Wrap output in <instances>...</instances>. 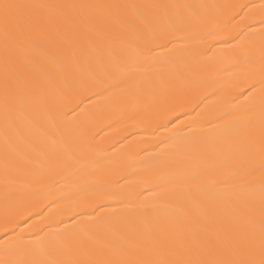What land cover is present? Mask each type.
<instances>
[{"label": "bare ground", "instance_id": "1", "mask_svg": "<svg viewBox=\"0 0 264 264\" xmlns=\"http://www.w3.org/2000/svg\"><path fill=\"white\" fill-rule=\"evenodd\" d=\"M14 2L251 7L262 0ZM142 11L143 16L132 9H117L112 15L85 10L86 23L76 20L69 24L57 13L41 10L42 17L53 19H41L37 27L9 41L10 70L33 89V96L6 126L0 92V239L7 238L3 219L6 164L13 181L11 196L23 209L21 219L28 224L39 222L35 213L43 209L45 222L49 217L63 221L53 223L56 229L74 222L90 224L82 240L93 258L104 259L118 246L146 244L157 233L173 239L177 234L200 231L211 238L232 236L243 228L246 209L242 205H213L203 197L161 199L155 195L160 189L153 186L152 179L160 173L181 176L196 169H216L213 160L186 145L194 133L201 137L213 127L208 121L221 112L235 111L259 129L261 94L257 90L249 99L245 97L249 84L260 79L262 13L210 7L197 37L190 39L184 31L171 33L173 46L166 40L146 43L153 40L149 25L159 32L168 23ZM237 11L239 15L233 19ZM69 40L76 41L79 54V64L71 70ZM149 48L153 50L148 52ZM141 52L152 59H144ZM4 71V35L0 32V81ZM69 74L71 88L65 84ZM138 81L151 83L161 97L159 108L145 109L150 100L134 91ZM173 95L179 103L174 114H169L164 108ZM242 105L248 109L240 108ZM84 139L91 147L80 146L72 158H65L62 146L70 142L80 145ZM158 157L167 163L153 172L151 164ZM256 167L258 172V151ZM247 179V199L254 203L259 220L260 181L258 175ZM21 229L26 239L35 238L25 223L15 230Z\"/></svg>", "mask_w": 264, "mask_h": 264}, {"label": "snow or ice", "instance_id": "2", "mask_svg": "<svg viewBox=\"0 0 264 264\" xmlns=\"http://www.w3.org/2000/svg\"><path fill=\"white\" fill-rule=\"evenodd\" d=\"M243 9L249 12L259 10L262 15L260 23L264 24V0L257 6L252 5H180V4H36L21 3L14 0H0V32L4 35L5 71L0 81V92L3 96L4 119L6 126L10 125L13 115L33 96V89L25 86L10 70L8 57L10 55L9 41L20 34L35 28L41 19L51 21L53 17H42L41 10L55 12L65 22L71 24L79 20L86 23L88 17L85 10H101L104 15H112L119 10L132 9L140 16L142 10L148 11L156 21L164 19L168 23L166 29L156 32L151 25L149 31L153 33L154 43L169 39L171 33L184 31L188 38L195 39L198 30L204 27L205 17L209 8ZM239 15V12H235ZM248 13H245L247 16ZM230 22V21H229ZM212 35L211 31L206 33ZM264 36V28L261 29ZM69 48V69L79 64V54L75 50V40L67 41ZM159 46V45H158ZM166 46V44L164 45ZM153 49L149 48L148 52ZM146 60L152 59L147 52H141ZM70 74L65 77V84L71 88ZM259 86V87H258ZM134 91L149 97L150 103L145 105L146 110L160 107V95L156 93L150 82L138 81L133 86ZM249 94L245 99L252 97L258 90L261 94L260 127L257 130L251 125L247 117L235 111H224L208 121L213 127L207 129L203 136L193 134L186 147L191 151L202 152L213 160L217 167L212 170H193L181 176L175 172L154 175L152 184L160 189L155 193L164 198H200L207 199L213 205L246 209V221L243 228L232 236L209 237L203 232L177 234L173 239H165L158 233L154 234L146 244H129L126 247L118 246L108 253L104 259H97L86 253L82 234L90 224L74 222L71 226L56 229L53 223L45 222V216L40 212L39 222L28 224L22 220L21 209L11 196L13 181L8 175V166L5 168V189L3 203L4 232L6 239H0V264H264V57H262L260 79L249 84ZM107 90V89H105ZM216 95V92L212 93ZM99 95V93H97ZM179 103L175 95L169 97V103L164 111L174 114ZM199 105L197 104L196 107ZM247 110L248 106H240ZM75 113V108L71 109ZM67 115V113H65ZM220 121V123H216ZM165 126V125H161ZM189 127H194L190 124ZM80 146L90 148L88 139L80 145L67 143L62 146L65 158L70 159ZM258 146V147H257ZM259 153V167L257 172L256 154ZM163 157L155 158L150 170L159 172L166 166ZM258 175L261 187L259 220L255 217V205L247 199L250 185L247 177ZM109 198L115 199V196ZM55 203V201H52ZM103 208V205H99ZM95 210V209H93ZM30 218V215H29ZM96 219H100L98 216ZM25 223L34 239H26L24 229L16 232V227ZM10 225L13 227L9 228ZM11 232L12 234H9Z\"/></svg>", "mask_w": 264, "mask_h": 264}]
</instances>
